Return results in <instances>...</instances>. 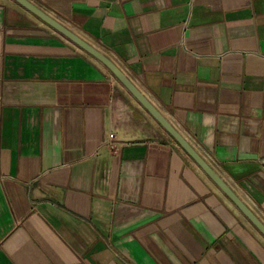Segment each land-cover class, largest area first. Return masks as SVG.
<instances>
[{"label":"crops","instance_id":"obj_1","mask_svg":"<svg viewBox=\"0 0 264 264\" xmlns=\"http://www.w3.org/2000/svg\"><path fill=\"white\" fill-rule=\"evenodd\" d=\"M32 1L264 221V0ZM0 264H264V234L104 63L0 0Z\"/></svg>","mask_w":264,"mask_h":264},{"label":"water","instance_id":"obj_2","mask_svg":"<svg viewBox=\"0 0 264 264\" xmlns=\"http://www.w3.org/2000/svg\"><path fill=\"white\" fill-rule=\"evenodd\" d=\"M30 12L41 18L47 24L58 30L70 40L104 63L114 75L134 94L144 107L164 126V128L177 140V142L192 156L208 175L222 188V190L236 203L242 212L264 234V221L239 196L234 188L210 164V162L197 150V148L184 136L178 128L158 109V107L140 90L122 68L106 53L84 39L77 32L66 26L52 14L44 10L32 0H15Z\"/></svg>","mask_w":264,"mask_h":264}]
</instances>
